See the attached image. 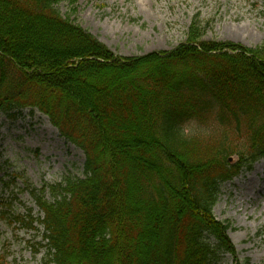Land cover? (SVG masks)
Listing matches in <instances>:
<instances>
[{"label":"trees","instance_id":"16d2710c","mask_svg":"<svg viewBox=\"0 0 264 264\" xmlns=\"http://www.w3.org/2000/svg\"><path fill=\"white\" fill-rule=\"evenodd\" d=\"M62 1L0 0V114L46 113L84 176L30 185L43 217H10L43 226L46 264H243L213 209L264 158V44L206 40L197 14L174 49L122 56Z\"/></svg>","mask_w":264,"mask_h":264},{"label":"rangeland","instance_id":"374dc122","mask_svg":"<svg viewBox=\"0 0 264 264\" xmlns=\"http://www.w3.org/2000/svg\"><path fill=\"white\" fill-rule=\"evenodd\" d=\"M73 9L72 18L121 55L174 48L186 40L198 13L204 24L209 23L206 39L249 47L264 43V0H75L60 4L63 15ZM0 161V182L12 174L20 187L27 181L40 187L68 174L81 175L85 156L59 134L46 115L28 108L16 117L2 115ZM2 183L0 196L6 198L12 192ZM18 197L17 211L27 208L39 215L29 191ZM214 212L218 219L231 221L234 228L229 234L245 264H264V159L250 172L222 185ZM41 243L38 231L0 219V256L8 264H45ZM221 264L234 262L228 255Z\"/></svg>","mask_w":264,"mask_h":264},{"label":"bare ground","instance_id":"6f19581e","mask_svg":"<svg viewBox=\"0 0 264 264\" xmlns=\"http://www.w3.org/2000/svg\"><path fill=\"white\" fill-rule=\"evenodd\" d=\"M256 166H258V164Z\"/></svg>","mask_w":264,"mask_h":264}]
</instances>
